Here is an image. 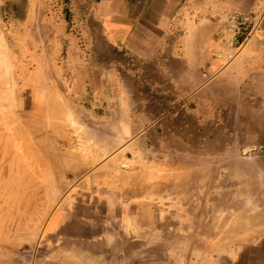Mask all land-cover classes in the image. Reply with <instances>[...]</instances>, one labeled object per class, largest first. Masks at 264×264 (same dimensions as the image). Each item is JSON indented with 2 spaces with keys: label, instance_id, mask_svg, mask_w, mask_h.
Instances as JSON below:
<instances>
[{
  "label": "rangeland",
  "instance_id": "rangeland-1",
  "mask_svg": "<svg viewBox=\"0 0 264 264\" xmlns=\"http://www.w3.org/2000/svg\"><path fill=\"white\" fill-rule=\"evenodd\" d=\"M0 98V264H264V0H0Z\"/></svg>",
  "mask_w": 264,
  "mask_h": 264
},
{
  "label": "crops",
  "instance_id": "crops-1",
  "mask_svg": "<svg viewBox=\"0 0 264 264\" xmlns=\"http://www.w3.org/2000/svg\"><path fill=\"white\" fill-rule=\"evenodd\" d=\"M233 1H250V0H233ZM121 207V208H120ZM124 207V208H123ZM127 207V208H125ZM131 207V208H130ZM145 208L143 203H136L135 205H126L121 204L117 208H113L110 213L111 225L115 228H121L122 226L135 225L137 227L136 237L137 240L143 241V227L145 226ZM158 225V224H157ZM159 227V226H158ZM94 233L92 231L81 232L78 236L87 237V234ZM120 235V234H117ZM159 235V234H158ZM122 237V238H121ZM127 237V236H126ZM115 240L127 241L124 235L120 236H111ZM141 238V239H139ZM79 264H128L127 255L116 256V252H111V257L104 258V256H96L91 252L85 256L79 257ZM78 264V263H77ZM142 264V263H141Z\"/></svg>",
  "mask_w": 264,
  "mask_h": 264
},
{
  "label": "bare ground",
  "instance_id": "bare-ground-1",
  "mask_svg": "<svg viewBox=\"0 0 264 264\" xmlns=\"http://www.w3.org/2000/svg\"><path fill=\"white\" fill-rule=\"evenodd\" d=\"M225 26V25H224ZM5 46V45H4ZM254 51V50H253ZM2 53V52H1ZM5 55V54H4ZM257 65H259V64H257ZM252 66V65H251ZM2 67V66H1ZM246 73V72H245ZM3 75V74H2ZM5 76V75H4ZM8 83V82H7ZM1 99V98H0ZM41 111V110H40ZM39 111V112H40ZM38 112V111H37ZM67 113H69V112H67ZM77 113V112H76ZM65 114V113H64ZM63 114V115H64ZM16 117V116H15ZM17 117H18V115H17ZM28 118V117H27ZM30 119V118H29ZM28 119V120H29ZM31 121V120H30ZM22 123V122H21ZM23 126V125H22ZM56 158H57V156H55ZM32 159H34V158H32ZM36 159L37 160H33V162L34 161H36V163H38V164H40V163H42V162H38V158L36 157ZM69 159H72V158H70V156H60L59 157V159L57 158V160H56V162L58 161V163H55L56 164V166H57V168L56 169H58L57 171H59L60 173H64V172H66V170H67V168H69V166L67 165V161H69ZM29 161V160H28ZM31 162H32V160H30ZM39 161H40V159H39ZM52 161H54V160H52ZM72 161V160H71ZM31 162H30V165H31ZM74 162V161H73ZM51 163H53V162H51ZM29 164V163H28ZM43 164H45V162L43 163ZM43 164H40L41 166L43 165ZM73 165V164H72ZM53 166H55L54 165V163H53ZM75 166V165H74ZM74 166H72V167H74ZM48 168V167H47ZM76 168V167H75ZM75 168H73V169H75ZM71 169V168H70ZM35 170V169H34ZM36 171H37V173H40L39 171H38V169H36ZM42 172H43V170H42ZM47 172V171H46ZM45 172V173H46ZM67 172H69V170L67 171ZM33 173H34V171H33ZM32 173V174H33ZM36 173V172H35ZM37 173H36V175H37ZM44 173V172H43ZM53 173V172H52ZM31 174V175H32ZM42 174V173H41ZM48 174H51V172L50 173H48ZM58 174V173H57ZM67 174V173H66ZM30 175V176H31ZM33 175H35V174H33ZM40 175V174H39ZM38 175V176H39ZM43 175V174H42ZM46 175H47V173H46ZM62 175V174H61ZM71 175V174H70ZM38 176H36L38 179H39V177ZM44 176H45V174H44ZM43 176V177H44ZM48 176V175H47ZM60 178V177H59ZM36 179V178H35ZM42 179V178H41ZM43 179H45V178H43ZM46 180V179H45ZM59 180V179H58ZM90 181V180H89ZM93 181V180H92ZM47 182V181H46ZM49 182H51V181H49ZM52 182H53V179H52ZM126 182V181H125ZM127 182H129V181H127ZM90 184H91V181L89 182ZM63 184V183H62ZM102 184V183H101ZM50 193V192H49ZM101 194V193H100ZM113 195H114V193H113ZM46 196H47V194H46ZM115 196V195H114ZM48 197V196H47ZM46 197V198H47ZM117 197V196H116ZM259 207V206H258ZM261 209V208H260ZM255 210V209H254ZM228 213H229V211H227ZM256 212V211H255ZM228 213H226L227 215H229ZM238 213H241V212H238ZM243 213V212H242ZM253 213V212H252ZM257 213V212H256ZM225 214V213H224ZM232 214V213H231ZM258 215V214H257ZM249 216H251V214H249ZM262 216V215H261ZM221 217H223V216H221ZM231 217V216H230ZM229 217V218H230ZM259 217V216H258ZM218 218V217H217ZM220 218V217H219ZM233 218V217H232ZM231 218V219H232ZM257 218V217H256ZM261 218V217H260ZM240 220H241V218H239ZM219 220V219H218ZM220 220H222V219H220ZM226 220H227V218H226ZM225 220V221H226ZM244 220H245V218H244ZM250 220V219H249ZM255 220V219H254ZM224 221V220H223ZM214 222V221H213ZM227 222V221H226ZM234 222V221H233ZM238 222V221H237ZM250 222V221H249ZM217 223V222H216ZM215 223V224H216ZM234 223H236V222H234ZM234 223H233V225H234ZM202 224H204V223H202ZM240 224V223H239ZM253 224V223H252ZM260 224V223H259ZM217 225V224H216ZM241 225V224H240ZM220 226V225H219ZM227 226V225H226ZM232 226V225H231ZM250 226V225H249ZM254 226V225H253ZM260 226V225H259ZM258 227V226H257ZM256 226H255V228H257ZM217 228H219V227H217ZM258 230V229H257ZM69 231V230H68ZM249 231H251V227H250V230ZM85 232V231H84ZM237 232V230H235V232L234 233H236ZM245 232V231H244ZM80 233V232H79ZM204 233V232H203ZM238 233H240V232H238ZM243 233V232H242ZM201 234V233H200ZM208 234V233H207ZM212 234V233H211ZM88 235V234H87ZM210 235V234H209ZM234 235V234H233ZM240 235V234H239ZM239 235H238V237H239ZM242 235V234H241ZM240 235V236H241ZM81 236V235H80ZM214 236H216V235H214ZM232 236V235H231ZM237 236V235H236ZM247 236V235H246ZM83 237V236H82ZM227 237V236H226ZM85 238V237H84ZM216 238H218V236L216 237ZM222 238V237H221ZM233 238V237H232ZM231 238V240H233ZM205 239V238H204ZM237 239V238H236ZM236 239H234V240H236ZM215 242H216V240H215ZM219 242V241H218ZM214 243V242H213ZM99 246V245H98ZM151 249V248H150ZM115 250V249H114ZM118 250V249H117ZM140 250V249H139ZM97 255V254H96ZM154 255V254H153ZM110 256V255H109ZM147 259V258H146ZM123 264V263H122Z\"/></svg>",
  "mask_w": 264,
  "mask_h": 264
}]
</instances>
